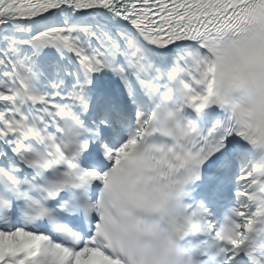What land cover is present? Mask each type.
<instances>
[{
    "label": "snow or ice",
    "instance_id": "snow-or-ice-1",
    "mask_svg": "<svg viewBox=\"0 0 264 264\" xmlns=\"http://www.w3.org/2000/svg\"><path fill=\"white\" fill-rule=\"evenodd\" d=\"M0 264H264V0H0Z\"/></svg>",
    "mask_w": 264,
    "mask_h": 264
}]
</instances>
